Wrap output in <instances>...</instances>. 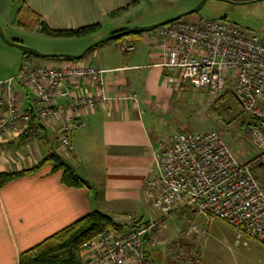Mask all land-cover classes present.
Returning <instances> with one entry per match:
<instances>
[{"label": "crops", "instance_id": "obj_1", "mask_svg": "<svg viewBox=\"0 0 264 264\" xmlns=\"http://www.w3.org/2000/svg\"><path fill=\"white\" fill-rule=\"evenodd\" d=\"M15 1L0 0L1 28H4L3 22L10 27L6 16L11 13ZM18 2L22 20L17 19V27L36 29L43 37L50 36L39 31L41 21L55 30L79 29L96 24H100L99 29L106 24L111 26L100 35L53 37L64 39L62 43L53 42L51 45H57L53 47L45 44L50 45L46 38H32L34 43L30 46L47 55H79L116 31L149 25L127 21L125 17L138 0ZM26 20H30L28 24L31 26ZM155 36L156 32H144L121 39L122 43L129 41L136 45V50L129 54L123 53L121 43H105L79 60L25 57L22 51L0 40V82L17 76L25 59H30L35 66L57 69L95 66L105 70L103 87L114 98L111 105L95 110L81 109L78 115L80 126L71 139V153H66L59 142L61 122L42 127L36 116L31 124V133L39 130L37 135L0 138V174L32 169L50 154L57 153L88 183V187L68 186L62 182V170L53 171L54 164L47 163L35 173L17 177L0 186V264H20L23 252L94 211L118 222L126 214H135L142 223L154 221L149 219L146 184L156 174L155 151L161 148L167 136L177 132L170 133L179 124L180 111L183 113L176 92H181L184 84L179 82L177 75L170 74L161 65ZM10 37L15 42H21L17 35ZM61 44L66 48H60ZM75 83L64 84V87H70L74 95H96L89 81ZM130 94L136 96L137 105L122 98ZM14 95L23 111L30 110L33 100L30 88L18 83ZM0 96L6 98L8 93L2 90ZM67 101L60 100L59 104L65 105ZM165 230L164 224L160 229L163 238ZM157 249L158 246L149 247V256L156 251V258L159 259L161 255L157 254Z\"/></svg>", "mask_w": 264, "mask_h": 264}, {"label": "built area", "instance_id": "obj_2", "mask_svg": "<svg viewBox=\"0 0 264 264\" xmlns=\"http://www.w3.org/2000/svg\"><path fill=\"white\" fill-rule=\"evenodd\" d=\"M155 32L161 65L179 82L217 99L228 93L234 96L250 115L248 132L259 155L239 161L218 131L167 136L154 153L156 174L145 189V197L162 217L142 223L135 214L124 215L123 230H104L83 243L84 264H149L148 247L160 244L166 219L186 212L214 216L264 245V179H258L253 169L254 165L264 168V39L223 19H179ZM121 49L129 54L136 45L124 41ZM104 73L95 66L57 69L23 60L17 76L0 82V91L8 93L6 98L0 96V138L37 135L39 130L31 133L36 116L42 127L61 122L59 142L71 153L81 109L95 110L113 102L103 87ZM80 80L89 81L96 95H74L70 87H64ZM18 83L31 90L30 110L18 106L14 95ZM122 98L137 105L135 95ZM60 100L68 101L61 105ZM189 230L199 233L195 223ZM192 253L197 259L182 264H199L198 253Z\"/></svg>", "mask_w": 264, "mask_h": 264}, {"label": "rangeland", "instance_id": "obj_3", "mask_svg": "<svg viewBox=\"0 0 264 264\" xmlns=\"http://www.w3.org/2000/svg\"><path fill=\"white\" fill-rule=\"evenodd\" d=\"M200 2L202 0H138L137 4L125 17L127 21H139L149 23V26H152L186 13L197 7ZM13 4L14 7L12 5L11 13L6 16L10 27H7L6 22H3L4 28L0 27L1 34L7 40L13 41L10 35H17L21 39L19 43L35 50L37 49L30 46V43H34L32 40L34 37L46 38L50 45L43 40L41 41L50 47L57 46L51 45L53 42H64V39L43 37L36 29H19L16 21L18 18L22 20L19 13L21 7L18 0ZM25 18L29 19L27 16ZM184 18L191 20L200 18L209 20L226 19L242 28L257 33L264 39V0L243 4H232L223 0H209L198 13ZM26 23H30V20H26ZM28 25L31 26V24ZM110 27L106 24L103 29H99L92 34H105ZM148 32H155V30ZM0 40H2L1 36ZM56 40H59V42ZM2 42L4 41L2 40ZM106 43L122 44L119 39ZM59 47L66 48L62 44ZM13 48L21 51L17 47ZM181 89V92H176V97H179L177 101L183 113L180 111L179 124L170 133L175 131L182 133L218 131L239 161L248 162L258 157L259 153L252 145L248 132L250 115L242 110L231 93L217 99L204 90H195L188 82H185ZM253 169L256 177L263 180L264 168L254 165ZM149 206V219L151 221L159 220L162 215L153 210L150 203ZM122 217L118 220H122ZM194 223L197 225L199 233L190 232L189 226ZM165 225L166 235L165 238L161 237L160 246L158 245L157 249V254L161 257L157 259L156 251L153 252L154 255L149 256V264H173L174 262L182 264V261L186 262L191 258L197 259L198 256H193L192 251H195V254L198 253L199 264H264V245L262 243L214 216H196L186 212L166 219Z\"/></svg>", "mask_w": 264, "mask_h": 264}, {"label": "trees", "instance_id": "obj_4", "mask_svg": "<svg viewBox=\"0 0 264 264\" xmlns=\"http://www.w3.org/2000/svg\"><path fill=\"white\" fill-rule=\"evenodd\" d=\"M255 1L259 0H246L243 1V3H251ZM99 28L100 24H96L79 29L55 30L50 28L43 21H41L39 24L40 32L54 38H81L98 31ZM124 31L127 30L116 31L113 34ZM141 34H138L136 36H139ZM23 55L25 57H34L26 53H23ZM47 163L54 164L53 171L62 170V182L64 184L73 187H88V183L84 181L63 160L62 156L57 153L50 154L46 159H44L41 163H39L32 169L21 171L18 173L0 174V186L17 177L35 173ZM124 227L125 226L121 224L120 221L118 222L114 218L99 211H94L89 215L77 220L70 226L52 235L42 243L23 252L20 257V264H84L81 255V247L83 243L90 240L101 231L108 229L123 230ZM147 253L149 256V247Z\"/></svg>", "mask_w": 264, "mask_h": 264}, {"label": "water", "instance_id": "obj_5", "mask_svg": "<svg viewBox=\"0 0 264 264\" xmlns=\"http://www.w3.org/2000/svg\"><path fill=\"white\" fill-rule=\"evenodd\" d=\"M209 1V0H202V2H200V4L193 8L192 10L174 18V19H171L169 21H166V22H163V23H159V24H156V25H152V26H134L132 29L130 30H127V31H124V32H119V33H116V34H112L111 36H108L94 44H92L91 46H89L88 48H86L81 54L79 55H70V54H56V55H47V54H42L40 53L39 51L33 49V48H30V47H27V46H24L23 44L19 43V42H15V41H10V40H7L4 35L1 34V31H0V36L2 38V40L4 41V43H6L7 45L9 46H12V47H17L19 48L23 53H26V54H29V55H32V56H35V57H38V58H42V59H47V58H67V59H72V60H79V59H82L87 53H89L93 48L103 44V43H106L108 41H112V40H118V39H121V38H124V37H127V36H130V35H138V34H141V33H144V32H148V31H151V30H155L159 27H162V26H165L169 23H172L174 21H177L179 19H182L184 17H187L189 15H192V14H195V13H198L204 6V4ZM223 1H226V2H229V3H232V4H243V2H240V1H235V0H223ZM261 1V0H259Z\"/></svg>", "mask_w": 264, "mask_h": 264}]
</instances>
